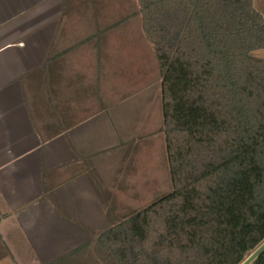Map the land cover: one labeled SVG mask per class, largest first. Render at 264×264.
<instances>
[{
	"label": "crops",
	"instance_id": "1",
	"mask_svg": "<svg viewBox=\"0 0 264 264\" xmlns=\"http://www.w3.org/2000/svg\"><path fill=\"white\" fill-rule=\"evenodd\" d=\"M135 4L0 0V239L10 258L50 262L152 190L134 150L145 114L130 119L115 62L102 57L109 27L97 25ZM254 5L264 17V0ZM132 96L152 111L160 85Z\"/></svg>",
	"mask_w": 264,
	"mask_h": 264
},
{
	"label": "trees",
	"instance_id": "2",
	"mask_svg": "<svg viewBox=\"0 0 264 264\" xmlns=\"http://www.w3.org/2000/svg\"><path fill=\"white\" fill-rule=\"evenodd\" d=\"M136 13L173 189L45 264H241L264 242V17L254 0H138Z\"/></svg>",
	"mask_w": 264,
	"mask_h": 264
},
{
	"label": "rangeland",
	"instance_id": "3",
	"mask_svg": "<svg viewBox=\"0 0 264 264\" xmlns=\"http://www.w3.org/2000/svg\"><path fill=\"white\" fill-rule=\"evenodd\" d=\"M122 7L123 6H120L121 9ZM129 7H132L133 10L137 9L136 4L134 6L130 5L128 8ZM133 10H130L129 13H127V11L123 13L119 11V14L114 16L117 18L116 20H100L97 22V25L100 26L101 24L102 28L109 27V30L103 33L101 39L104 44L102 57L109 56V58H112V61L115 62L114 72L124 85L120 89V93L123 94L121 97H127L126 101L122 102V104H126V106L129 107L128 110L130 113L128 114L130 119L137 118L140 112V119H142L143 113L148 123H145V127L143 126L141 130H138L142 133L145 131L146 136L141 139L140 148L139 145L138 147L135 145L134 150L135 152L136 149L143 150L142 157L135 159H141L142 166L139 173H142L145 179L150 180L149 182H151L152 190H149L146 197L138 198L134 203L130 200L125 204L123 212L119 215L120 218L123 217V215L125 216L131 213V211L136 208L145 207L153 200L173 189L168 168L165 136L164 132L161 130L163 125L161 99L160 101V97L156 99L153 110L149 111V108H147L145 104L143 105L144 107H142L140 102H134V97L132 96L133 93H136V90H140L143 93L147 91L150 82L153 85H156V83L159 85L160 77L154 48L142 32L140 14L136 13L137 10L134 13ZM95 23L96 22H92V24ZM82 24L77 34L80 33L84 35V33L87 32L85 22ZM252 54L264 58V48L255 50ZM125 82L127 84H125ZM153 185L156 186V188H154ZM14 255L15 259L12 257L10 258L9 255L2 256L0 264H38L37 262L27 260L22 261L21 258L23 254L16 255L14 253Z\"/></svg>",
	"mask_w": 264,
	"mask_h": 264
},
{
	"label": "water",
	"instance_id": "4",
	"mask_svg": "<svg viewBox=\"0 0 264 264\" xmlns=\"http://www.w3.org/2000/svg\"><path fill=\"white\" fill-rule=\"evenodd\" d=\"M264 250V242L256 248L241 264H250Z\"/></svg>",
	"mask_w": 264,
	"mask_h": 264
}]
</instances>
